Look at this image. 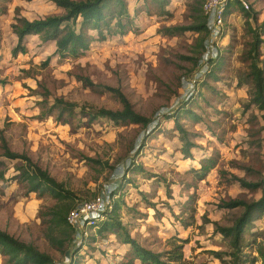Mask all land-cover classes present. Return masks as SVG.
<instances>
[{
	"label": "rangeland",
	"instance_id": "obj_1",
	"mask_svg": "<svg viewBox=\"0 0 264 264\" xmlns=\"http://www.w3.org/2000/svg\"><path fill=\"white\" fill-rule=\"evenodd\" d=\"M245 1L248 10L237 1L230 4L218 51L202 58V35L172 36L164 29L195 25L205 0H169L164 8L154 0H126L133 27L90 43L77 56L58 54L53 42L35 35L26 37V54L13 56L17 19L31 22L63 10L53 0H7L0 15V231L33 245L53 264H125L130 247L114 235L90 228L75 245L65 228L49 231L51 209L70 212L116 184L110 209L122 200L120 220L141 246L159 252L166 239L178 236L187 240V264H220L206 253L227 249L213 223L231 225L241 211L222 203L252 202L261 195L232 177L249 183L264 177V123L251 103L247 59L249 29L264 42V0ZM259 55L264 72V43ZM115 90L152 124L143 128L85 114L121 110ZM59 102L77 108L62 114ZM175 121L189 135L187 156ZM4 144L60 184L62 198L28 192L22 173L30 167L6 158ZM207 159L213 168L204 172L201 162ZM255 224L256 230L264 226ZM245 239L251 240L249 234ZM7 259L0 253V264Z\"/></svg>",
	"mask_w": 264,
	"mask_h": 264
},
{
	"label": "trees",
	"instance_id": "obj_2",
	"mask_svg": "<svg viewBox=\"0 0 264 264\" xmlns=\"http://www.w3.org/2000/svg\"><path fill=\"white\" fill-rule=\"evenodd\" d=\"M7 0H0V15L5 12L4 3ZM144 2L146 0H143ZM53 2L63 10V15L46 17L44 19L27 21L17 19L12 25V31L16 36V46L12 50V55L26 54V37L29 35L38 36L42 42H53L56 51L61 55L77 56L88 50L90 43L103 42L108 37L115 35H124L133 27V19L130 16L126 0H53ZM161 7L168 5L169 0H154ZM246 17L249 19L251 14L247 11ZM252 17V16H251ZM253 18V17H252ZM247 25L250 24L247 22ZM264 30V23L261 24ZM253 41L247 52V59L250 61L248 76L252 83L251 103L256 105L262 113L264 123V72L260 67L259 48L264 42L260 40L256 30L250 28ZM168 35H180L185 31H194L202 35L198 40V49L203 54L205 50V40L207 37L206 18L202 14L197 19V23L190 27L165 28ZM200 63V60L198 61ZM205 67L201 70H204ZM199 72V74L201 73ZM88 85H92L88 79L84 80ZM111 91V90H110ZM113 92V91H112ZM120 100L122 109L117 111L100 109L92 112L83 113L88 116L105 118L113 122L128 121L143 128L152 124L147 119L136 113L130 103L123 97L119 91H114ZM63 108L61 113L71 115L77 108L72 103L59 102ZM177 131L180 134L181 142L187 145L182 152L185 156L189 155L190 144L188 134L182 129L177 121L174 122ZM4 150L3 155L9 159H22L26 161L30 170L24 171L23 181L28 185V192H47L62 198L63 189L48 173L42 171L39 167L25 156L10 153L6 145L1 146ZM2 163L0 162V166ZM213 168L211 159L203 160L200 169L204 172ZM1 178V177H0ZM234 181L238 182L243 188L249 190H259L260 197L252 202L229 199L222 203L226 209H240V214L233 220L231 225L221 226L213 223V231L219 234L227 244L225 251L206 252L220 264H264V226L256 230V222L264 223V177L256 183L246 182L244 179L233 176ZM111 197L116 194L118 186L116 184L109 186ZM119 203H123L120 198L114 201L109 212L105 213L106 219L102 221L97 231L99 234L114 235L123 245L130 247L125 254V264H187L183 249L187 240L178 236H173L165 240L164 250L154 252L141 246L123 226L119 214ZM69 209L53 208L50 210L49 231L52 233L54 228H65L68 235L73 234V230L66 224L65 218ZM182 226H188L186 222H181ZM249 234L250 241H246L245 236ZM52 239V235H48ZM72 238H70L71 242ZM251 249V253L244 252V249ZM0 253L7 257L8 264H53V261L45 254L40 253L33 245L18 241L5 232L0 231Z\"/></svg>",
	"mask_w": 264,
	"mask_h": 264
},
{
	"label": "built area",
	"instance_id": "obj_3",
	"mask_svg": "<svg viewBox=\"0 0 264 264\" xmlns=\"http://www.w3.org/2000/svg\"><path fill=\"white\" fill-rule=\"evenodd\" d=\"M234 1H237L243 9L248 10V2L245 0H205L203 3L202 14L206 18L208 34L205 40V50L201 55L202 58H205L207 54L213 55V51H218L216 49L219 47L217 41L223 32L226 13L230 4ZM201 65L205 66L203 62ZM111 198V191L109 186H107L100 195L92 200L77 204L75 208L68 212L65 221L73 230L72 242L75 245H80L84 242L87 238L88 229L97 228L104 221L105 213L110 210Z\"/></svg>",
	"mask_w": 264,
	"mask_h": 264
}]
</instances>
